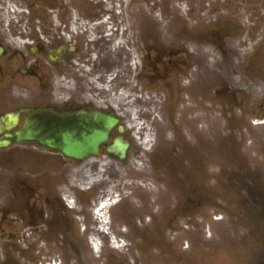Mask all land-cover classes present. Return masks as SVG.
I'll return each mask as SVG.
<instances>
[{"label": "rangeland", "instance_id": "obj_1", "mask_svg": "<svg viewBox=\"0 0 264 264\" xmlns=\"http://www.w3.org/2000/svg\"><path fill=\"white\" fill-rule=\"evenodd\" d=\"M213 24L240 27L237 34L243 35L221 40L218 50L211 39L203 40ZM106 31L112 35L103 38ZM0 34H84L85 47L99 49L106 65L114 66L112 76L120 69L116 85L129 91L128 100L119 99L135 128V148L131 160L117 166L114 187L127 180L126 208L135 211L137 231H146L124 235L119 250L105 243L104 256L110 253L120 264H264V124H255L264 121L263 58L260 71L254 60L246 72V53L264 42V0H0ZM116 41L130 52L118 49ZM166 46L194 51L203 70L223 72L228 65L226 75L215 74V86L219 93L229 84L247 90L240 104L222 102L221 94L206 100L201 89L195 98L184 79L177 84L173 70L163 75L171 79L161 80L169 61L162 64L160 55L155 61L144 48ZM237 60L240 66H230ZM140 89L154 111L144 122L151 128L147 145L131 102V92ZM172 149L175 160L188 156V175L174 161L168 172L153 164V155ZM120 222L114 234L121 235ZM145 236L148 246L139 245ZM172 247L179 257L170 256Z\"/></svg>", "mask_w": 264, "mask_h": 264}, {"label": "flooded vegetation", "instance_id": "obj_2", "mask_svg": "<svg viewBox=\"0 0 264 264\" xmlns=\"http://www.w3.org/2000/svg\"><path fill=\"white\" fill-rule=\"evenodd\" d=\"M29 38L30 46L8 47V38L0 34V120L9 113L18 115L16 126L0 127V142L22 129L30 110L70 114L116 108L122 113L125 108L101 91L102 55L87 53L81 34ZM160 50H165L161 55H177L170 67L176 74L199 66L184 47ZM236 94L230 90L231 96ZM130 133L123 131L124 136ZM9 141L0 147V264H42V245L62 256L44 264H94L87 257L89 237L79 222L84 214L78 206L84 199L72 183L88 184L86 177L100 166H105L103 176L112 175L113 159L102 150L97 159L78 164L40 143Z\"/></svg>", "mask_w": 264, "mask_h": 264}, {"label": "water", "instance_id": "obj_3", "mask_svg": "<svg viewBox=\"0 0 264 264\" xmlns=\"http://www.w3.org/2000/svg\"><path fill=\"white\" fill-rule=\"evenodd\" d=\"M46 121L47 117H43L40 122L37 119H29L25 123L23 132L16 138L32 139L35 135L34 127L39 126L43 144L56 148L65 156L74 159H82L90 154L96 155L99 145L107 141L111 130L118 123L114 116L103 114L89 115L84 119V123L79 125L70 123L65 117L57 121L51 118L50 123ZM128 147L129 143L115 139L107 152L123 160Z\"/></svg>", "mask_w": 264, "mask_h": 264}, {"label": "bare ground", "instance_id": "obj_4", "mask_svg": "<svg viewBox=\"0 0 264 264\" xmlns=\"http://www.w3.org/2000/svg\"><path fill=\"white\" fill-rule=\"evenodd\" d=\"M106 207H107V206H106ZM106 207H105V208H106ZM105 208H104V209H105ZM93 246H94V249H95V250H98V244H93Z\"/></svg>", "mask_w": 264, "mask_h": 264}]
</instances>
